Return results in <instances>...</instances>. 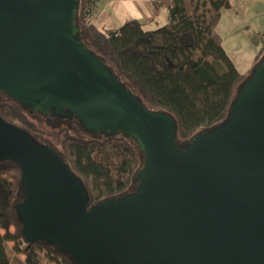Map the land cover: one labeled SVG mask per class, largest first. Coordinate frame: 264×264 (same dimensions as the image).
<instances>
[{
    "label": "water",
    "instance_id": "water-1",
    "mask_svg": "<svg viewBox=\"0 0 264 264\" xmlns=\"http://www.w3.org/2000/svg\"><path fill=\"white\" fill-rule=\"evenodd\" d=\"M78 0H0V94L76 121L95 138H131L130 191L94 204L58 151L0 117V165L19 171L13 217L26 244L75 264H264V54L226 119L188 141L149 111L79 39Z\"/></svg>",
    "mask_w": 264,
    "mask_h": 264
},
{
    "label": "trees",
    "instance_id": "trees-1",
    "mask_svg": "<svg viewBox=\"0 0 264 264\" xmlns=\"http://www.w3.org/2000/svg\"><path fill=\"white\" fill-rule=\"evenodd\" d=\"M150 4L154 10H166L163 26L146 31L140 22L130 21L105 33L94 24V1L78 0L79 39L149 111H163L173 118L178 142L188 141L226 119L237 88L264 54V42L250 71L241 74L216 32L222 12L232 8L231 0H157ZM0 95L4 121L26 129L35 140L43 135L27 111ZM55 139L56 150L83 181L91 204L131 190L142 161L131 138L79 137L61 127ZM18 182L17 167L1 164L0 264H75L52 247L24 242L12 213ZM46 256L52 262H45Z\"/></svg>",
    "mask_w": 264,
    "mask_h": 264
},
{
    "label": "crops",
    "instance_id": "crops-1",
    "mask_svg": "<svg viewBox=\"0 0 264 264\" xmlns=\"http://www.w3.org/2000/svg\"><path fill=\"white\" fill-rule=\"evenodd\" d=\"M95 26L102 32L116 30L130 21H138L144 30H154L166 23V10H154L157 0H93ZM216 26L221 45L241 74L255 63L264 42V0H231Z\"/></svg>",
    "mask_w": 264,
    "mask_h": 264
},
{
    "label": "rangeland",
    "instance_id": "rangeland-1",
    "mask_svg": "<svg viewBox=\"0 0 264 264\" xmlns=\"http://www.w3.org/2000/svg\"><path fill=\"white\" fill-rule=\"evenodd\" d=\"M3 97L0 95V100H2ZM29 119L35 122L37 127L43 131V135L40 137L36 138V141L41 143V144H46L49 145L55 149H57L56 146V139H55V134L56 131L61 128V127H66L69 129V132L71 134L77 135L79 137H87V134L83 132L76 121H71V122H65V121H59L55 118H46L38 114H30ZM11 229L10 231H12ZM1 234H4V232H1ZM8 248L12 247L11 243H7ZM36 253L41 257H44L43 252L40 249H35ZM13 254H9V257L12 258ZM20 259L24 260L23 255H18ZM46 261L45 262H52L47 256L45 257Z\"/></svg>",
    "mask_w": 264,
    "mask_h": 264
},
{
    "label": "flooded vegetation",
    "instance_id": "flooded-vegetation-1",
    "mask_svg": "<svg viewBox=\"0 0 264 264\" xmlns=\"http://www.w3.org/2000/svg\"><path fill=\"white\" fill-rule=\"evenodd\" d=\"M60 121V120H59Z\"/></svg>",
    "mask_w": 264,
    "mask_h": 264
}]
</instances>
